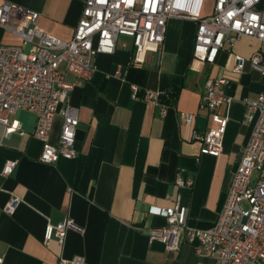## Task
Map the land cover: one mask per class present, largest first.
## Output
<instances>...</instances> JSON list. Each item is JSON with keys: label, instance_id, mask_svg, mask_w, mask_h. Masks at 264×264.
Wrapping results in <instances>:
<instances>
[{"label": "crops", "instance_id": "0c3cea01", "mask_svg": "<svg viewBox=\"0 0 264 264\" xmlns=\"http://www.w3.org/2000/svg\"><path fill=\"white\" fill-rule=\"evenodd\" d=\"M40 13L38 26L71 40L85 0H0ZM204 13L205 15L210 14ZM197 23L170 19L159 52H149L142 66L132 64L134 40L120 35L114 53L94 56L96 72L70 96L79 111L74 158L44 163V141L33 136L36 116L28 111L10 115L17 131L0 125V257L4 264H58L62 257L82 255L86 264H216L206 251L186 240L171 251L150 230L166 225L159 209L172 206L177 196L188 207L189 227L213 228L234 180L252 126L244 123L246 99L264 91V78L249 62L234 71L235 56L264 54V43L243 36L220 49L216 61L194 57ZM18 42L0 27V44ZM61 70L65 71L62 64ZM226 78L231 96L214 111L202 107L208 79ZM66 79L77 78L70 73ZM141 92L134 97L132 85ZM175 91L176 101L159 104L143 99V90ZM166 108L165 114L163 109ZM183 114H191L188 120ZM213 114L227 118L219 156L203 151V136L217 128ZM63 117L54 118L48 142L59 144ZM196 136V137H195ZM8 161L14 172L2 173ZM178 178L186 184L177 183ZM192 180V184H189ZM21 198L14 212L5 206ZM73 218L85 232L70 230L64 245L56 238L44 242L47 224Z\"/></svg>", "mask_w": 264, "mask_h": 264}, {"label": "built area", "instance_id": "2783aa9c", "mask_svg": "<svg viewBox=\"0 0 264 264\" xmlns=\"http://www.w3.org/2000/svg\"><path fill=\"white\" fill-rule=\"evenodd\" d=\"M206 0H85V5L71 40H63L38 26L40 13L13 2L0 6V27L16 36L18 42L0 44V125L8 134L20 128L10 122V115L28 111L36 116L33 136L44 141L41 161L55 163L61 156L74 158L79 111L71 105L72 91L96 72L93 62L98 53H114L120 35L130 36L136 48L132 64L142 66L149 52H159L166 38L170 19H188L197 23L194 57L204 63H214L226 43L233 44L243 36L264 43V0H215L210 14H204ZM29 45L28 51L25 47ZM258 70L264 78V54L255 52L246 58L235 56L234 71L241 73L245 64ZM65 65V71L61 65ZM77 80L70 82L66 74ZM226 78L208 79L202 107L214 111L231 96L224 87ZM134 97L141 92L132 85ZM164 91L143 90V99L159 104ZM244 123L252 126L243 157L228 190L218 221L207 230L188 226V207L177 196L172 206L159 212L166 225L150 230V240H158L171 251L179 250L186 240L198 252L206 251L216 264H264V91L257 99H246ZM166 108L163 109L165 114ZM63 117L57 146L48 142L56 115ZM191 120V114H183ZM217 128L203 136V151L219 156L224 150L223 138L227 118L213 114ZM196 137V136H195ZM16 161L3 167L4 176L14 172ZM177 183L186 184L178 178ZM192 184V180H189ZM21 198L12 196L5 206L14 214ZM247 204V207L244 205ZM70 230L84 233L83 226L73 218L57 224H47L44 242L56 238L65 244ZM0 264L4 260L0 257ZM58 264H86L82 255L62 257Z\"/></svg>", "mask_w": 264, "mask_h": 264}, {"label": "trees", "instance_id": "16d2710c", "mask_svg": "<svg viewBox=\"0 0 264 264\" xmlns=\"http://www.w3.org/2000/svg\"><path fill=\"white\" fill-rule=\"evenodd\" d=\"M177 93L175 91L166 92L162 97V101L166 104H170L176 101Z\"/></svg>", "mask_w": 264, "mask_h": 264}, {"label": "rangeland", "instance_id": "374dc122", "mask_svg": "<svg viewBox=\"0 0 264 264\" xmlns=\"http://www.w3.org/2000/svg\"><path fill=\"white\" fill-rule=\"evenodd\" d=\"M214 4H215V0H206L205 1V6H204V13H209L213 10V7H214ZM30 48L29 45H27L25 47V50L28 51ZM244 205L247 207V204L244 203Z\"/></svg>", "mask_w": 264, "mask_h": 264}]
</instances>
